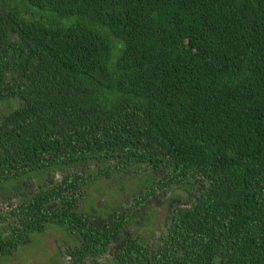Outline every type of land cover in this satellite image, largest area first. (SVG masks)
<instances>
[{
    "label": "trees",
    "instance_id": "16d2710c",
    "mask_svg": "<svg viewBox=\"0 0 264 264\" xmlns=\"http://www.w3.org/2000/svg\"><path fill=\"white\" fill-rule=\"evenodd\" d=\"M0 205L1 261L264 264V0H0Z\"/></svg>",
    "mask_w": 264,
    "mask_h": 264
},
{
    "label": "rangeland",
    "instance_id": "374dc122",
    "mask_svg": "<svg viewBox=\"0 0 264 264\" xmlns=\"http://www.w3.org/2000/svg\"><path fill=\"white\" fill-rule=\"evenodd\" d=\"M96 187L99 188V190L95 191L93 188H91L90 191L92 197L96 198L97 202L105 201V199L109 198L108 191L105 190L106 186L103 182H98ZM126 187H128V185ZM100 190H102L101 193H99ZM122 192L123 193L115 197L119 199L121 198L120 196L127 194L126 191ZM160 211L163 212V210ZM62 239L63 235L58 228L49 227L44 233L34 235L32 242L22 248L16 254L2 257L0 264H51L54 257L57 261L55 250L58 246V242ZM62 263L63 262H60L59 264Z\"/></svg>",
    "mask_w": 264,
    "mask_h": 264
}]
</instances>
